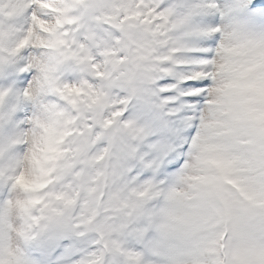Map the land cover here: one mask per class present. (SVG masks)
<instances>
[{"label": "clouds", "instance_id": "obj_1", "mask_svg": "<svg viewBox=\"0 0 264 264\" xmlns=\"http://www.w3.org/2000/svg\"><path fill=\"white\" fill-rule=\"evenodd\" d=\"M0 264H264V0H0Z\"/></svg>", "mask_w": 264, "mask_h": 264}]
</instances>
